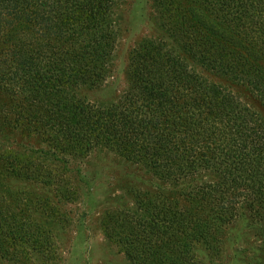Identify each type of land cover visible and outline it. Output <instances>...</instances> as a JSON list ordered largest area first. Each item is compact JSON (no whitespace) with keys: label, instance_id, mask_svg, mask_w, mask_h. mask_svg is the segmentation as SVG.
<instances>
[{"label":"trees","instance_id":"1","mask_svg":"<svg viewBox=\"0 0 264 264\" xmlns=\"http://www.w3.org/2000/svg\"><path fill=\"white\" fill-rule=\"evenodd\" d=\"M153 1L163 29L178 42L184 40L193 50L202 42L218 47L206 35L217 36L194 0ZM124 4L126 0H0V132L7 126L34 133L47 145L40 151L46 164L19 157L12 164L24 166L20 178L31 182L67 181L71 177L64 174L76 170L80 183L87 185L79 164L96 151L112 152L166 186L188 182L182 196L189 208L177 194L158 193L147 206L138 197L137 213L147 212L150 221L117 211L108 214L106 227L113 226L121 252L132 259L128 264H195L194 243L222 242L237 209L246 207L253 219L264 215V55L237 53V64L210 65L215 72L208 73L222 80L237 68L247 75V66L255 67L249 84L245 74L229 79L252 87L247 96L256 100L255 107L226 88L216 87L212 99L198 86L188 95L190 105L179 106L183 93L174 90V81L159 64L163 57L177 61L178 54L164 39L139 42L130 52L128 87L117 101L106 106L92 102L81 92L102 90L113 76L123 34L116 10ZM177 13L199 26L203 38L188 34L173 19ZM207 49L216 52L202 47ZM3 153L0 149V157ZM7 167L3 181L10 178ZM40 210L26 207L17 223L0 208V250L13 248L12 257L24 248L42 257L50 254L55 233L47 222H32ZM53 216H47L49 223Z\"/></svg>","mask_w":264,"mask_h":264},{"label":"rangeland","instance_id":"2","mask_svg":"<svg viewBox=\"0 0 264 264\" xmlns=\"http://www.w3.org/2000/svg\"><path fill=\"white\" fill-rule=\"evenodd\" d=\"M194 1L209 18L208 25L217 36L208 31L205 33L211 35L218 47L202 42L193 50L194 47H188L182 39L178 42L174 35L163 29L162 19L155 11L153 0H126V4L116 10L120 25L118 30L123 34L117 47L118 57L114 61L113 76L102 90L82 91V96L105 106L117 101L128 87L130 52L139 42L164 39L168 45L174 46L173 49L178 54L177 61L163 57L159 64L165 75L174 81V90L181 89L183 93L180 97L184 98L177 101L179 106L190 105L192 97L188 95L190 92L195 93L198 86L203 87L207 96L212 99L216 87L226 88L232 94L247 99L255 107L256 100L247 96L248 92H252V87L229 81L233 77L237 79L246 76L249 84L248 76L256 70L255 67L248 65L250 70L246 71L247 75L244 70L237 68L222 80L208 73L215 72L210 65L219 68L237 64V53L249 51L264 55V0ZM181 15L177 13L173 19L181 21L188 34L199 35L203 32L199 26H193L188 20L181 18ZM198 38L202 39L203 36L199 35ZM228 38L236 42L226 41ZM202 47L212 48L216 52L211 53L210 49L202 51ZM227 60L233 63L225 64L228 63ZM202 77H206L208 83L205 80L201 82ZM3 101L8 103L5 98ZM261 110L260 107L258 111ZM260 113L264 118V112ZM6 127L0 132V149L4 152L0 157V208L9 211L19 223L20 218L17 216L24 214L26 207H39L41 210L33 213L32 222H47V227L55 233V244L52 252L45 257L40 252L32 253L29 248L21 250L17 257H12L13 248L8 252L1 248L0 264H128L132 259L121 252L120 238L111 231L113 226L106 227L109 213L130 212L150 221L147 212L137 213V198L141 197L147 206L158 193L177 194L183 204L188 208L190 206L182 196L188 182L178 187L166 186L151 173L139 170V166L125 162L112 152H93L79 164L84 179L88 181L87 185L80 183L76 170L64 174L63 177H71L67 181L59 179L41 182L38 179L37 182H31L21 179L19 172L24 166L20 169L18 164L12 166L16 157L46 164L48 160L42 157L44 154L40 151L48 147L34 133ZM5 165H8L5 172L10 178L3 181ZM76 166L72 164L71 167L75 169ZM67 182L68 185L65 184ZM133 190L140 193L134 195ZM234 213L235 216L225 227V235H228L222 242L210 245L201 241L194 243L191 258L195 264H264L263 213L257 214L253 219L244 206ZM48 215H54L50 220L55 218V221L49 223Z\"/></svg>","mask_w":264,"mask_h":264}]
</instances>
